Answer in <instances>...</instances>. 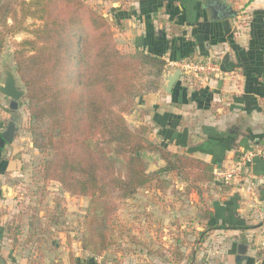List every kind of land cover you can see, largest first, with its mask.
<instances>
[{
  "label": "crops",
  "instance_id": "0c3cea01",
  "mask_svg": "<svg viewBox=\"0 0 264 264\" xmlns=\"http://www.w3.org/2000/svg\"><path fill=\"white\" fill-rule=\"evenodd\" d=\"M215 1L88 0L110 19L124 52L143 50L167 64L214 56L221 73L209 82L193 83L180 75L167 92V76L176 70H165L162 88L137 97L126 119H134L136 126L145 125L151 141L172 152L216 163L221 170L233 167L240 153L253 143L264 142V0ZM7 68L18 78L14 64L6 62ZM18 84L24 89L20 80ZM9 104L2 96L3 124L6 128L13 120L19 130L12 144L0 149V192L2 203L12 205L16 189L31 175L25 164L40 151L32 147L31 136L24 135L27 131L21 124L28 116L21 115V102L15 110ZM203 187L209 189L205 202L210 211L208 224L254 226L211 230L207 238L216 236L218 243L210 245V238L206 241L209 245L204 243L205 264H264L259 248L252 244L264 242V159L256 158L231 184L214 178ZM162 217L168 222L169 215L162 213ZM9 233L0 235L4 239L0 241V264H32L26 257L30 250L27 242L38 237L37 242L49 243L45 232L29 235L23 242L25 232H11L14 244ZM69 234L63 249L76 253L72 260L64 258L63 264H95L81 248V232L77 239L74 232ZM228 236L233 238L227 240ZM127 259L122 264H165L154 255L139 258L129 254Z\"/></svg>",
  "mask_w": 264,
  "mask_h": 264
},
{
  "label": "trees",
  "instance_id": "16d2710c",
  "mask_svg": "<svg viewBox=\"0 0 264 264\" xmlns=\"http://www.w3.org/2000/svg\"><path fill=\"white\" fill-rule=\"evenodd\" d=\"M22 31L29 36L15 42L14 61L26 90L32 145L47 155L44 182L58 181L71 195L90 198L84 251L101 256L114 245L121 203L150 185L164 188L162 172L176 174L201 198L217 164L170 151L149 140L145 126L130 128L124 116L137 96L162 88L163 58L123 52L112 23L85 0H0V57L7 36ZM146 66L151 78L139 84ZM148 153L167 166L151 172ZM253 227L208 224L202 240L214 229Z\"/></svg>",
  "mask_w": 264,
  "mask_h": 264
},
{
  "label": "rangeland",
  "instance_id": "374dc122",
  "mask_svg": "<svg viewBox=\"0 0 264 264\" xmlns=\"http://www.w3.org/2000/svg\"><path fill=\"white\" fill-rule=\"evenodd\" d=\"M85 1L106 16L100 11V6L93 2L90 3L88 0ZM27 22L28 24H33L34 20L28 19ZM28 36L29 33L25 31L7 36L0 57V79L4 75L6 62L12 66L14 64L13 69L18 75L14 61L15 42L21 41ZM149 69V66L143 69L139 77V84L151 78ZM172 69L174 70L170 66L165 67L167 71ZM136 99L133 108L136 104ZM20 102L22 106L21 115L24 118L28 116L25 122L21 124L22 129L27 131L24 134L26 138L31 136L32 145L27 100L24 97ZM131 111L124 114L125 118ZM126 121L132 129L145 126H136L134 119L130 117ZM26 138L24 140H27ZM39 151L38 155H32L25 164L31 169V175L27 180H23L20 188L16 189L17 192L11 198L12 205L2 203L0 192V235L10 232L7 237L14 244L13 233L11 232H16L18 229L19 232L20 229L21 232H25V237H22L21 242L23 240L26 241L29 235L38 236L37 234L40 232H45L46 238L49 240L48 244L39 241L38 243V237H32V242H27L30 248L26 255L28 261L32 264H63L64 258L65 260L66 258L74 259L75 255L73 254L76 252L72 254V252L69 253V251L67 252L63 249L67 241L66 236H70L69 232H74L75 239L78 238L79 232H81L82 236L85 214L90 198L71 195L58 181L44 182L40 169L47 155L41 150ZM157 155L160 157L157 153H148L146 155L150 171L151 157ZM160 179L164 188L159 189L155 184L150 185L141 189L133 198L121 203L114 220V245L101 256H94L86 251L88 256L93 258L95 264H122L128 260L129 254H137L139 258H147L150 255H154V258L162 260L165 264H205L208 262V255L206 253L203 254L202 250L204 243L207 245L218 243L215 236V238L209 237L211 242L208 244L209 238L207 237L209 234L205 240H202L201 233L208 224L210 213L208 205L205 204L209 189L203 187L200 198L196 192H189L186 182L174 173L162 172L160 173ZM200 204L203 205L200 206ZM162 213L169 215L168 222V217L166 216V219L163 218ZM232 238V236H228L226 239ZM3 240L0 236V241ZM261 243L252 242L256 248H259ZM257 252L264 258V254L260 249H257ZM22 254L24 253L22 252ZM181 254L184 256L182 260L180 258ZM66 264H76V262L67 261ZM81 264H84L83 261Z\"/></svg>",
  "mask_w": 264,
  "mask_h": 264
},
{
  "label": "built area",
  "instance_id": "2783aa9c",
  "mask_svg": "<svg viewBox=\"0 0 264 264\" xmlns=\"http://www.w3.org/2000/svg\"><path fill=\"white\" fill-rule=\"evenodd\" d=\"M211 56L202 60L193 58H184L179 61H169L167 67H172L175 70L180 69L181 75L185 76L189 81L193 83L204 84L211 80L212 77L221 73L219 63ZM0 94V109L1 98ZM5 125L1 117L0 111V134L4 130ZM256 158L264 159V142H255L248 149L243 150L233 167H224V169L218 170L215 168V176L217 180L224 184H231L234 180L238 179L244 171L250 166ZM259 249L264 254V242L261 243Z\"/></svg>",
  "mask_w": 264,
  "mask_h": 264
},
{
  "label": "water",
  "instance_id": "95a60500",
  "mask_svg": "<svg viewBox=\"0 0 264 264\" xmlns=\"http://www.w3.org/2000/svg\"><path fill=\"white\" fill-rule=\"evenodd\" d=\"M215 3H218V1H215ZM217 9L218 10L215 9V12L220 10L219 7ZM231 10L232 12H235L233 8ZM180 75L181 70L177 69L174 73L167 76V84L164 87L167 92L172 91L174 84ZM0 94L9 99L10 108L13 110L18 108L20 100L26 96V90L20 88L18 78L12 72L11 68L4 70V79L0 80ZM18 130L19 128L17 124L13 120L9 121L7 127L0 134V148L4 149L6 145L12 144L16 138ZM151 162L152 172L159 171L167 166V163L162 161L158 155L151 157Z\"/></svg>",
  "mask_w": 264,
  "mask_h": 264
}]
</instances>
